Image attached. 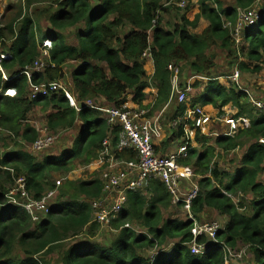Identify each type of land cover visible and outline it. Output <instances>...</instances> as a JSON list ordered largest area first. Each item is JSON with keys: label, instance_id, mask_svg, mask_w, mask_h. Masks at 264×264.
Masks as SVG:
<instances>
[{"label": "trees", "instance_id": "1", "mask_svg": "<svg viewBox=\"0 0 264 264\" xmlns=\"http://www.w3.org/2000/svg\"><path fill=\"white\" fill-rule=\"evenodd\" d=\"M22 1L25 5L19 6L17 18L0 22L1 51L10 55L4 61L8 80L0 79V91L17 90L15 97L0 95V204L6 202L9 188L20 176L26 177L27 189L35 198L56 189L55 180L51 179L53 174L70 173L77 162L86 166L97 161L108 137H112L118 157L136 158L132 151L117 149L121 126H111L104 114L86 106L85 100L102 99L108 106L122 107L131 95V106L146 110L147 117H153L166 106L172 107L169 132L156 151L164 154L173 142H183L185 126H191L192 120L184 118L186 103L170 100L172 72L168 66L171 63L180 67L181 75V67L186 66L195 75L209 79L204 90L192 99L193 108L211 104L223 113V107L230 104L238 111L235 117H247L251 121L234 135L219 134L212 138L201 135L198 129L194 137L197 147L190 145L186 157L179 160L192 168L199 187L192 203L193 214L199 217L206 210H214L227 217L217 241L204 236L197 239L207 244L205 254L192 253L190 219L164 218L163 210L172 204L171 196L165 184L156 179L150 180L144 191L128 193L127 204L111 222L118 234L112 235L108 242L96 239L100 225L93 220L90 203L102 196L103 182L95 176L64 180L58 187L57 202L36 221L19 206L8 205L5 209L7 205H0V264H55L48 256L62 248L57 264H225L229 250H234L240 242L253 252V264H264V181L260 180L264 172V145L258 141L264 138V111L254 106L235 84H223L213 75L214 61L209 54L213 46L220 45L236 59L240 71L263 70L264 0H234L235 6L225 5L221 0H197L199 12L194 20L182 14L172 29L166 27L164 15L173 8L181 13L175 4L183 0H53L57 6L54 12L50 8L34 11L38 15H50L51 24L44 30L29 13H24V9L30 10L34 3L44 1ZM185 1L186 10L194 5V0ZM248 9H256L258 18L243 27V44L237 43L227 24L237 25L240 10ZM201 18L209 25L201 33L194 32ZM68 27L76 29V46L68 44L60 32ZM48 39L52 46L47 65L33 72V81L64 80L67 64L74 63L72 88L81 106L79 111L63 94L35 100L27 97L28 80L22 71L42 61L41 49L47 48L44 41ZM147 50L155 69L151 82L142 60ZM201 82L196 81L192 86L197 89ZM150 84L158 89L157 96L151 105H144ZM38 105L51 109L47 125L55 132L72 129L79 123L72 146L60 157L46 156L42 161L22 149L2 151L4 133L21 137L26 143L39 138L38 131L28 123L29 113ZM175 120H179L176 126ZM245 143L247 149L235 168L220 164V153L229 154ZM230 163L236 164L233 160ZM249 195L250 200L246 199ZM126 223L141 226L145 232L136 233L124 227ZM85 232L90 238L65 245ZM168 241H174L169 250ZM155 248L158 250L154 255H145L147 250Z\"/></svg>", "mask_w": 264, "mask_h": 264}, {"label": "built area", "instance_id": "2", "mask_svg": "<svg viewBox=\"0 0 264 264\" xmlns=\"http://www.w3.org/2000/svg\"><path fill=\"white\" fill-rule=\"evenodd\" d=\"M187 2L180 1L178 6L184 7ZM237 24L244 26L253 24L258 18L256 9L240 10ZM243 18L244 20H241ZM229 24V23H228ZM237 26V25H235ZM241 29V30H242ZM237 40V39H236ZM45 47H51V40L44 41ZM151 56L150 50L144 54V58ZM10 57L8 52L0 50V71L5 79L8 75L5 73L3 63ZM45 64L38 60L33 65L25 67L22 73L29 80L30 95L32 98L46 97L55 92L63 91L72 105H76L74 98L68 89L58 81H47L35 83L32 81L33 72L43 70ZM168 69L172 72V92L170 100H177L179 103H186L188 93L192 86L187 85L182 88L179 83L180 67L171 63ZM240 71L237 69L226 78L231 80L237 88L244 91L250 102L264 111V101L255 97L251 91L242 87L240 80ZM220 79L222 77H219ZM217 78V79H219ZM200 80H209L206 77H199ZM8 95H14V90H7ZM132 103L127 101L122 107H114L111 105L100 106L93 101L88 102V106L99 110L104 114L107 122L113 126H121L119 134V144L117 149L120 151H132L136 154L134 159H124L118 157L114 152L110 138L103 141V148L100 151L99 163L108 165L106 171L100 177L103 182L102 196L90 203L93 211V220L100 227L111 226V222L118 218L128 201L129 192L144 191L150 180L156 179L162 181L175 205L182 204L188 214L191 222L195 223L192 227L193 241L191 242V250L194 254H205L207 244H202L197 239L202 235H207L210 241H217L218 232L223 230L217 222H199L198 218L192 212V203L198 196L199 187L194 181V172L191 167L184 166L179 160L186 157L188 148L192 145L193 139L198 129L204 131L212 128V123L218 121L227 126L225 135H234L239 128H247L250 125V119L247 117H235L233 114H222L217 117L209 115L201 105L192 108L189 113L192 120L191 126L186 124L183 142L171 151L169 154H158L156 151L157 140L162 138L163 111L149 118L147 111L144 109H134ZM179 120H175L173 125L176 126ZM206 132V131H204ZM54 140L53 136H43L36 139L32 146L34 151H41L49 146ZM259 143L264 145V138H260ZM193 146V145H192ZM24 176L15 179V186L9 188L6 194V202L0 205L19 206L26 210L33 220H39L41 214H46L50 210L49 198L54 195V190L47 191L41 198L31 197L27 189V182ZM63 179L56 180V186L59 187ZM183 182H190L192 185L189 189L183 191ZM56 187V188H57ZM21 199L24 202L20 201ZM237 201V199H235ZM124 227H130V223H126ZM225 264L229 263L228 261Z\"/></svg>", "mask_w": 264, "mask_h": 264}, {"label": "rangeland", "instance_id": "3", "mask_svg": "<svg viewBox=\"0 0 264 264\" xmlns=\"http://www.w3.org/2000/svg\"><path fill=\"white\" fill-rule=\"evenodd\" d=\"M43 1L44 2L34 3L31 6L32 8L30 10L24 9V13H29V15L32 16V18H34L36 20V23H38L41 26V28L44 30V29H46L47 26L50 25V22L48 19V16H50V15H47V14L38 15L34 11H36L38 9L47 10L49 8H50L49 10H51V8H52V11H54V10H56L57 6L53 3V0H43ZM221 1L225 5L235 6L234 0H221ZM196 2H197V0H195L194 5L190 6L189 9H187V10L184 7L180 8L178 6V3H176L175 5L179 7V9L181 10V13H178L175 8H173L170 12L166 13L164 15L166 27L168 29H171L176 23L179 22L180 15H182V14H185L190 21H193L195 18L194 11L198 9V6H196L197 5ZM94 4L96 5L97 3L95 2ZM21 5L22 6L25 5L22 0H0V22H3L2 21L3 19H5L4 21L8 22L14 18H17L15 15L18 12L19 6H21ZM50 6H52V7H50ZM186 6H187V4H186ZM240 12H242V11H240ZM200 20L201 21H200L198 29H200L207 22L204 18H201ZM241 20H244V19L241 18ZM243 25L244 24H242L240 26V24H237V26H235L233 24H227V27L230 29V33H231L232 38H234L235 40L237 39L236 42L237 43L240 42L241 44H243L242 30H241ZM198 29L196 30V32H199ZM72 31L73 30L70 31L71 33L69 32L70 34L67 31L66 35L64 36L66 39V42H68L69 44L76 40L74 32H72ZM61 38H62V35L58 38L56 43H58L61 40ZM49 48H51V47H47V48L42 47V49H41L42 57L44 56L42 59V62L44 64L48 61V56H49L48 50H49ZM209 54H210V56L213 57V61H214V67L212 70V72L214 73V76L215 77H222L223 84H226L228 86L233 85V83L229 79H227L226 77L231 75L235 70L238 69L236 59H234L232 56H230L228 54V52L225 49H223L220 45L213 46L209 50ZM46 65H47V63H46ZM74 65H75L74 63H68L67 64V66L65 68V79L60 81V83L62 81L65 82L66 85L68 86V88H70L71 90H72L71 72L73 70ZM45 66L43 68H45ZM103 67H104V65H103ZM181 68L183 69V72H182V75L181 74L179 75V83H180V86L182 85V88H184L188 85L187 81L190 79L191 73H190V70L186 66H183ZM239 80H240L242 87L251 91L255 97L264 100V96H262L260 92L256 91V87H258L260 89H262L261 87H264V71L258 72V73H249V72L240 71ZM203 82H205V81H203ZM203 82L200 83V87L197 88V90L192 86L191 90L188 93V97L190 100L195 98L197 96V94H199L201 92L199 90H201L202 85L205 84ZM65 83H62V85L65 86ZM96 103L99 105H103V106L108 105L105 103V100H102V99H97ZM227 107L225 110H228V113L236 114V112H237L236 109L232 108L231 106L230 107L232 109H227ZM158 113H160V112H158ZM165 114H166V116H165ZM165 114L163 115V118H162L163 120H161V122H163L162 125H163L164 132H166L168 134L169 129H170V122L172 121L171 117L173 115L172 107H170L169 110H166ZM28 123L38 131L39 137H43L45 135L54 137L53 142L49 146L42 149L41 151H38V154L32 153L38 161H42L46 156H58V154H59V157H60L61 153L64 150H66L72 146L73 139L76 136L77 130L79 127V123H77V125L72 129H61V130H58L56 132L51 130L47 125V122L45 119V113H44V110L41 109V107H36L32 111V113L29 116ZM212 125H213L212 131L219 132V133L221 132V129L223 128L221 122L214 121L212 123ZM212 138H214V136ZM15 142H16V140L14 141L11 139H9V140L7 139V144L10 147L14 146ZM178 146H179V142L175 143V145H173L168 150L174 151ZM31 148H33V150H34V147L32 145H31ZM246 149L247 148L245 146H242L238 150H236L234 152H230L229 154H226V155L225 154L223 155L220 153V156H222V158L218 157V160L220 161V164L223 167H228L230 169H233L239 164V160H240L241 156L243 155V153L246 151ZM26 150L27 151L29 150V152L31 153L30 148H28L27 146H26ZM231 160H233V162H235L236 164H234V165L231 164L230 163ZM75 165H76V167L72 170V172H70V174H75V178H82V179H90L92 177L94 178L95 176L101 177L103 172L106 171L107 166H108V165H106V166H103L101 168L102 165L99 163L98 160L93 162L92 164H89L86 166L79 164V163H76ZM63 175L64 174L54 173L51 179L52 180H58V179L62 180L61 176H63ZM68 178H70V177H68ZM25 179H26V177H25ZM260 180L264 181V172L260 175ZM26 182H27V179H26ZM15 184L16 183L14 182L12 187L15 186ZM191 185L192 184L190 182H183V185H182L183 191H185L186 189H189L191 187ZM60 186H62V185H60ZM49 191H51V190H49ZM29 193H30L31 197H34L30 191H29ZM59 194H60V188L57 187L54 190V195L49 198L50 206L53 204L52 203L53 199H56L55 203L57 202V199L59 198ZM5 198H6V196H5ZM246 199L250 200L251 196L249 195V197ZM20 201L24 202L23 199H21ZM171 202H172V198H171ZM41 215L43 216V214H41ZM163 215H164L165 219L186 220L188 218V214H187L186 210L183 208V206L175 205V204H173V202L168 208L163 210ZM197 218H198L199 222H217V223H219L220 227L223 229H224L225 224L227 222L226 216L220 215L219 213H217L214 210H206L205 213H203L202 215H200ZM193 224H195V223L192 222V225ZM129 228L134 229L136 233L145 232V229H143L141 226H138V225H135L132 223L130 224ZM87 233L88 232H85L83 235H81L78 238L68 240L67 242H65V245H68L71 242L76 241V239L90 238V236ZM191 233H192V229H191ZM114 234L116 236L118 234V232L113 227H111V226L100 227L98 232L96 233V239H98V240L104 239L103 242H108L113 238L112 235H114ZM202 236L206 237V239L209 240L207 235H202ZM173 242L174 241H168L167 242L166 248L168 250L172 248ZM189 246L191 247V244ZM63 249L64 248L55 251L50 256H48V259L52 258V263L54 262L55 264H57V258L59 256V254L63 252ZM157 250H158V248L157 249L155 248L153 250H147L145 252V255L147 257H151L152 255H154L156 253ZM227 261L229 263H235V264H253L254 254L249 249L248 245H245L242 242H240L234 248V250H229Z\"/></svg>", "mask_w": 264, "mask_h": 264}, {"label": "crops", "instance_id": "4", "mask_svg": "<svg viewBox=\"0 0 264 264\" xmlns=\"http://www.w3.org/2000/svg\"><path fill=\"white\" fill-rule=\"evenodd\" d=\"M194 2H195V0H194ZM197 4V3H196ZM195 4V5H196ZM56 5V4H55ZM196 6H198V4L196 5ZM180 7V6H179ZM181 8V7H180ZM57 9V8H56ZM55 11V10H54ZM54 11H52V8H51V12H54ZM199 12V6H198V9L197 10H195L194 11V14L196 15L197 13ZM49 17L50 16H48V19H49ZM201 21V20H200ZM50 22V21H49ZM51 24V23H50ZM199 24H200V22H199ZM199 24H198V26L194 29V32H196V30L199 28ZM209 25V23H208V21L200 28V29H198L199 30V32H197V33H201L207 26ZM84 25H81V27H83ZM48 27V26H47ZM173 28V27H172ZM171 28V29H172ZM71 30H73L72 32H74V35H75V37H76V40L75 41H73L72 43H70L71 45H74V46H76L77 44H78V38H77V36H76V29H74V28H72V27H68V28H66L65 30H63V31H60L64 36L66 35V33H67V31H68V33L71 31ZM71 33V32H70ZM69 33V34H70ZM48 40H50V39H48ZM52 42V41H51ZM68 43V42H67ZM69 44V43H68ZM0 50H1V47H0ZM3 50V49H2ZM3 52H8V51H4L3 50ZM142 60L145 62V69H146V74H147V79H148V81L149 82H151L152 81V75L154 74V63H153V59H152V57L150 56L149 58H142ZM3 67H4V70H5V73L8 75L9 74V72L6 70V68H5V66H4V63H3ZM262 71H264V69L263 70H261L260 72H262ZM37 72H39V71H37ZM190 73H191V75H190V79L187 81V84H189V85H191L192 86V84L194 83V82H196V81H205V82H203V83H205L206 85H207V82H208V80H200L199 79V77H202L201 75H195L194 73H192L191 71H190ZM213 73V72H212ZM213 75H214V73H213ZM9 76V75H8ZM27 78V77H26ZM0 79H2V81H5V80H8V79H5L4 77H3V75H2V72L0 71ZM27 80H28V78H27ZM221 83H223L222 82V78L221 79H218ZM32 81H33V78H32ZM231 81V80H230ZM34 82V81H33ZM43 82V81H42ZM58 82H60V81H58ZM232 82V81H231ZM39 83V82H38ZM61 83H65V82H61ZM233 83V82H232ZM205 84H203L202 85V89L201 90H199V91H203L204 90V88H205ZM65 87L68 89V91L70 92V94L72 95V97L74 98V100H75V103H76V105H72L71 104V102H70V100L66 97V95H65V93L63 92V91H58V92H55V93H53V94H63L65 97H66V99L69 101V103H70V105L72 106V107H74L77 111H79L80 110V103L77 101V96H76V94L74 93V91H73V88H72V90L70 89V88H68V86L66 85V83H65ZM181 87H182V85H181ZM262 89H260V88H258V87H256V91L257 92H260L261 93V95L262 96H264V87H261ZM7 90H14L15 91V94L14 95H8V94H6L5 92L7 91ZM197 90V89H196ZM146 92H147V98L144 100V102H143V104L144 105H151L153 102H154V100H155V98H156V96H157V92H158V89L154 86V85H152V84H150L149 85V87H147L146 88ZM53 94H51V95H49V96H46V97H37V98H32L31 97V95H30V89H29V80H28V88H27V97H28V99H30V100H35V99H45V98H47V97H50V96H52ZM0 95L1 96H3V97H15L16 95H17V90L15 89V88H8V89H6V90H4L3 92H1L0 91ZM198 95V94H197ZM129 102L130 103H132L133 104V101H132V99H131V95H129ZM89 101H92L91 99H89V100H85L84 101V104L86 105V106H88V102ZM93 103H96V102H94L93 101ZM135 104V103H134ZM186 105H187V109H186V113H185V117L184 118H190L191 116L189 115V113L192 111V100H190L189 99V97H188V100H187V102H186ZM199 105H201L202 106V104H199ZM228 106V107H227ZM227 106H225V107H223V113H221V111L219 110V109H217V108H215L213 105H211V104H205V105H203V107H204V109H205V112L207 113V114H209V115H212V116H214V117H217V116H219V115H224V114H226V113H228V110H225L226 109V107H227V109H232V108H234L233 106H231L230 104L229 105H227ZM232 108H231V107ZM36 107H41L40 105H38V106H35L34 108H33V110L36 108ZM166 110H169L170 108L168 107V106H166ZM42 109V108H41ZM234 109H236V108H234ZM32 110V111H33ZM44 110V113H45V119H46V122L48 121V115L51 113V109H48V110H45V109H43ZM165 110V111H166ZM237 110V109H236ZM32 111L29 113V116H30V114L32 113ZM238 113V111L236 112V114ZM229 114H233V113H229ZM236 114H233L234 116L236 115ZM164 115V114H163ZM163 117V116H162ZM149 118H151V117H149ZM238 118V117H237ZM29 120V119H28ZM163 120V119H162ZM162 124H163V122H162ZM222 124V129H221V132L219 133V132H215V131H212V128H210L209 130H204V131H206V132H204V131H202V130H200V133H201V135H206V136H218L219 134H222L223 135V132H226V130H227V126H225L223 123H221ZM213 126V125H212ZM241 129H245V128H239V130H241ZM239 130L236 132V134L239 132ZM199 132V131H198ZM0 133H1V128H0ZM197 133V132H196ZM225 135V134H224ZM167 136V133L166 132H164V129H163V133H162V138H160V139H158L157 140V145H159L160 144V142L165 138ZM3 137H4V146H2V151H11V150H14V151H16V150H20V149H22L23 151H25V152H27V153H29V154H31L32 156H34L32 153H35V154H38V151H34L33 150V148H31V145H32V143H26L25 141H23L22 140V138L21 137H17V136H14V135H11V134H9V133H4L3 134ZM75 138V137H74ZM108 138H110V140H111V143H112V137H108ZM7 139L9 140V139H11V140H16V142H15V145L14 146H8V144H7ZM107 139V138H106ZM73 141H74V139H73ZM177 142H179V144H180V140L179 141H176V142H173L167 149H166V151L164 152V154H169L171 151L170 150H168V149H170L173 145H175V143H177ZM113 145V144H112ZM192 145L194 146V147H197V143H196V141H195V139H193V142H192ZM26 146L28 147V148H30V151H31V153L29 152V150L27 151L26 150ZM246 148H247V143H245V145H244ZM10 147V148H9ZM102 148H103V146H102ZM102 148H101V150H102ZM241 148V147H240ZM239 148H237L236 150H238ZM235 150V151H236ZM232 152H234V151H232ZM113 153H117V151H114ZM51 157H59V154H58V156H51ZM99 157H100V155H99ZM242 157V156H241ZM34 158H35V156H34ZM36 159V158H35ZM37 160V159H36ZM97 160H99V158L97 159ZM77 163H79V162H77ZM80 164V163H79ZM104 165H102L101 166V168L103 167ZM62 177V179H63V181L64 180H67V179H75V174H70V173H67V174H64L63 176H61ZM68 177H70V178H68ZM55 182H56V180H55ZM49 191V190H48ZM130 193V192H129ZM55 200L56 199H53L52 200V203L54 204L55 203ZM12 206V205H11Z\"/></svg>", "mask_w": 264, "mask_h": 264}, {"label": "clouds", "instance_id": "5", "mask_svg": "<svg viewBox=\"0 0 264 264\" xmlns=\"http://www.w3.org/2000/svg\"><path fill=\"white\" fill-rule=\"evenodd\" d=\"M165 109H166V107L162 110V111H163V114H164V110H165ZM156 115H157V114H156ZM154 116H155V115H154ZM162 118H163V117H162ZM181 143H182V142H181ZM181 143H180V144H181ZM157 146H158V145H157Z\"/></svg>", "mask_w": 264, "mask_h": 264}, {"label": "water", "instance_id": "6", "mask_svg": "<svg viewBox=\"0 0 264 264\" xmlns=\"http://www.w3.org/2000/svg\"><path fill=\"white\" fill-rule=\"evenodd\" d=\"M10 206H11V205H10ZM10 206L7 205V206L5 207V209H6V208H9Z\"/></svg>", "mask_w": 264, "mask_h": 264}]
</instances>
